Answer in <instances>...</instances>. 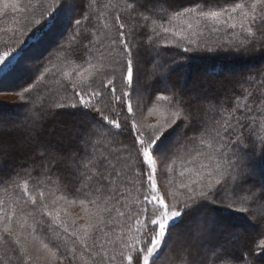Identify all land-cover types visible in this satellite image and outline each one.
Listing matches in <instances>:
<instances>
[{
    "label": "snow or ice",
    "instance_id": "6c2138e0",
    "mask_svg": "<svg viewBox=\"0 0 264 264\" xmlns=\"http://www.w3.org/2000/svg\"><path fill=\"white\" fill-rule=\"evenodd\" d=\"M94 6L95 0H90L88 11L82 8L81 18L69 20L75 25L69 42L80 45L84 60L72 71L64 72L71 91L65 86L40 111L29 109L22 121L6 126L0 117V161L13 151L36 153L42 158L43 168L56 176L53 184L63 180L66 187H74L76 198L69 200L62 195L59 199L78 201L86 213L85 223L78 225L75 219H63L60 210L45 201L43 190L39 191L38 200L35 187L30 191L28 180L18 183L11 179V186L23 195L15 202L19 208L5 210L0 201V258L6 264H33L34 258L29 254L31 236L33 241L40 237V245L55 264H76L77 260L82 264H161L173 235L179 232L184 264H254L264 257V238L240 255L230 250L232 233L226 228L224 242L209 246L205 241L224 227L215 215L219 208L247 213L254 219L255 209H264V185L258 193L244 188L246 177L251 174L245 149H258L264 156V124L261 128L256 125L257 113L264 112V100L249 102L253 93L247 88L243 103L239 96L235 100L217 98L208 86L193 94L194 99H199L188 107L183 95L166 88L168 95L156 96L157 101L166 102V114L161 123L149 125L147 133L137 125L133 112L134 104L145 103L137 87L141 50L158 56L157 37L161 32L171 33L176 38L175 47L185 53L194 50L189 45L201 47L190 36H204L206 32H223L227 37L218 38L215 46L205 44L204 50L209 53L218 49L238 55L253 50L264 52V0H226L222 4L195 0L187 7L177 6L175 0H123L122 5L114 6L118 11L111 24L105 23L102 16L97 17L104 28L115 29V35L101 33L103 39L97 35L98 27L85 25ZM73 7L74 0H65L59 11H71ZM9 8L14 13L27 10L19 0H5L0 11ZM120 12L125 15L122 17ZM180 18H187L186 30L165 27V21L171 23ZM22 51L8 48L0 52V65L10 68ZM248 79L253 81L255 77ZM28 92L31 87H24L19 93L21 100L30 99L25 97ZM68 109L79 113L63 111ZM125 110L127 115L122 118ZM76 114L87 117L83 128L57 131L44 127L43 121L49 116ZM178 122L179 129H188L193 135L184 133L185 142L172 145L169 130L175 132ZM126 128L131 144L119 139ZM46 136H54L55 142ZM174 149L189 155V164L199 166L195 178L181 185L183 192L170 193L169 204L158 191L157 157L167 160ZM60 167L65 171L61 172ZM5 179L9 178H0V182ZM133 193L135 198L125 204ZM56 202L53 200L52 205ZM128 221H134V231L133 225L127 224L126 239L123 228L120 235L108 238L115 231L114 223ZM257 222L264 237V212Z\"/></svg>",
    "mask_w": 264,
    "mask_h": 264
},
{
    "label": "trees",
    "instance_id": "16d2710c",
    "mask_svg": "<svg viewBox=\"0 0 264 264\" xmlns=\"http://www.w3.org/2000/svg\"><path fill=\"white\" fill-rule=\"evenodd\" d=\"M52 1L54 0H19L21 7L27 9L25 12H8L0 14V52L8 48H15L17 51L23 49L20 56L17 57V61L14 62L10 68H4L3 65H0V94L3 92L6 93L7 91L5 88L14 85L10 84V82H12V75L17 76L18 73H22L19 67L22 59L38 43L37 40L44 38V33H46L45 26L48 19L58 18V14L54 13V9L57 6L54 8ZM89 2L90 0H83V2L78 0L73 17L81 18L82 8L87 12V4ZM175 2L177 6L187 7L193 4L195 0H175ZM205 2L222 4L225 3L226 0H205ZM122 3L123 0H95V6L90 13L91 18L89 21L85 22V25L88 28L94 26L98 27V36L106 32L115 35V29L111 27L104 28L97 17L102 16L105 23L111 24L114 15L118 11L117 7L114 6L122 5ZM120 15L123 17L125 13L120 12ZM186 19L187 18L176 19L171 21V23L165 21L164 24L165 27H171L178 31L186 30L184 22ZM36 20H39L40 23H35ZM65 27L67 32L65 31L60 37L57 36L56 40L50 43L44 52H40L37 55L35 69L29 76L27 75V80L22 81L16 88H11L9 91L11 93H17L20 98L19 93L23 91V88L31 87V92L25 93V97H30V99L21 100L20 98L21 101L18 105L9 107L0 105V112L4 116H10L8 120H4L7 125L10 122L22 121L24 117L28 115L29 109L40 111L50 98L56 92L62 91L65 86L68 87L69 92L71 91L69 78L64 76V72L72 71L74 67L83 64V49L78 43L73 41L70 44L69 42V38L75 30L74 21L71 24L65 23ZM13 33H15V37H13ZM221 37L227 38L224 37L223 32L216 35H210L206 32L204 36H190V39L200 42L201 47L196 48L195 45H189V47L194 50L185 53L182 48L175 47L174 41L176 38L173 37L171 33L161 32L160 37H157L159 40V47L157 49L159 55L157 56L153 52L141 50V56L139 58L140 66L141 64L143 65V70H140V83L137 87L142 94H145V104L149 107H157L166 110V102L157 101L156 96L161 94L168 95L169 93L165 92L164 89L169 88L183 95L187 102L186 106L192 107L196 103L195 100L199 99L198 96L194 99L193 94L201 92L208 86H211V94L217 98L231 97L232 100H235V98L239 96L240 102L243 103L244 89L247 88L253 93L252 96L248 97L249 102L256 101L258 103L260 100H264V52L253 50L247 53L257 55L253 58L256 59L255 61L246 64L238 60L240 55L242 58L248 59L245 58L246 55L244 54L238 55L235 52L222 51L219 49L213 53L204 50L205 44L215 46L216 41ZM101 39H103L102 36ZM34 40L37 41V43ZM4 41H7V44H5ZM17 41H22L23 43H18ZM232 65H234L235 68H240V73L236 75V77L233 76L229 80L223 77H218L217 79L213 78L216 77L215 75H218V73L229 70L228 68H231ZM245 66H250V69L244 71L243 68ZM193 67L195 71H193ZM48 69H50V71H48ZM147 70H149L148 78L150 83L149 86L144 88L141 85V80ZM152 70L156 72V75L152 73ZM203 73H208L212 78L210 77V79H208L209 81H204L202 78ZM41 76H43L42 80L40 78ZM249 77H255V80L249 81ZM162 78L165 79L166 83L163 84L160 82ZM191 82L194 84V87L189 89L187 87L192 85ZM220 85L222 86L219 87ZM229 103H231V101H229ZM201 107H203V105H201ZM63 111L79 113V110L68 109ZM125 115H127L126 110L121 113V117L123 118ZM201 115H203V113H201ZM257 117L256 125L258 128H261V125L264 124V112H258ZM86 122L87 117L80 114L60 117L49 116L43 121L46 130L54 128L57 131L61 128H83ZM179 123L180 122H178L177 126H174L177 128L175 132L169 130L172 132V135L169 136V141L172 140V145L185 142L183 139L184 133H187L188 136L193 135L188 129H179ZM124 131L125 135L119 137V139L123 140L125 143L131 144V137L127 135L128 129L126 128ZM261 133L264 134V128L261 129ZM9 135L14 136L15 134ZM45 138L52 139L55 142L54 136H46ZM245 151L249 154L248 163L250 165V171L254 170L258 175V179L248 175L246 177L247 183L244 184V188L255 189L258 193L260 189V186L257 184L258 180H260V182L262 181L264 184V156L260 154L258 149L255 152L252 148L245 149ZM189 159H191V157L182 150L174 149L170 158L165 160L166 170H164L161 179L162 182L168 186V192H183L184 189L181 185L195 178L194 172L199 165L198 163L189 164ZM41 160L42 158L34 152L20 150L13 151L7 158L0 161V178H9L0 182V201H3L5 210H10L13 206L19 208L20 205H16L15 202L23 195L19 189L11 186L10 180L15 179L18 183H23L26 179L29 182L30 191L35 187L34 194L37 195L38 200V193L40 190H43L45 193V201L51 207L58 208L63 219L72 220L68 211L71 206L81 208L78 216L85 217V210L78 201L77 203H70L64 199H59L62 195H67L69 200L76 198L73 196L75 191L74 187L71 185L66 187L63 180L58 184H53L52 180H55L56 176L43 168ZM169 166H171V171H169ZM60 171L64 172L65 170L63 167H60ZM17 173L19 175H17ZM49 176H51V180ZM157 181H159L158 177ZM166 181L168 182L167 184ZM159 191L163 196V191L160 189ZM134 198L135 193H133L132 197L128 200H125L124 203L130 204ZM177 199H182V197L178 196ZM53 200L57 201L55 205H52ZM261 212H264V209H260L259 207L255 209L256 218L252 219L247 213H237L235 211L225 210L222 207L219 208V211L215 215L219 217L220 223L224 227H222L221 230L217 229L214 235L207 239L205 243L209 246L215 243H222L226 238L227 232H230L232 233V243L229 245L230 250L237 255L241 253L246 254L247 249L254 247L256 242L264 238L261 235V227L257 222ZM28 219L29 223H31V218L29 217ZM120 219L121 218L117 217V220ZM127 224H132L134 231V221L120 224L114 223L112 227L115 231L112 232L108 238L114 239L121 234V229L123 228L126 239L128 231ZM175 236H178V238L181 237L179 232L175 233ZM28 239L31 243L38 244L40 248L44 250L40 245V237H37L35 241H33L31 236ZM180 241L181 242H176L169 246V249L165 251V256H169V258L166 259L169 260H165L164 256L161 264H184L185 257L181 252V246L183 244L182 237ZM0 257H2V253H0ZM76 262L77 264H82L80 260ZM0 264H6V260L0 258ZM33 264L39 263L34 259ZM65 264H68V262L65 261ZM254 264H264V257L259 258Z\"/></svg>",
    "mask_w": 264,
    "mask_h": 264
},
{
    "label": "rangeland",
    "instance_id": "374dc122",
    "mask_svg": "<svg viewBox=\"0 0 264 264\" xmlns=\"http://www.w3.org/2000/svg\"><path fill=\"white\" fill-rule=\"evenodd\" d=\"M9 3L12 2V0H8ZM65 2V0H54L52 1V4L55 6H57L54 9V13L58 14V18H50L48 19V21L46 22V26H45V32L44 33V38L35 41L37 44L33 47V49L27 53V55L22 59L20 70H21V74L18 73L17 76H11L12 78V82H10V84H14L10 87L5 88L6 93H1L0 94V105L4 106V107H9V106H13V105H18L19 102L21 101L18 94L17 93H11L9 92L10 89L12 88H16L18 86V84H20L22 81L27 80V75L29 76L32 71L35 69L34 67L36 66V61H37V55L40 52H44L48 45H50V43L54 42V40H56L57 36L60 37L66 30L65 27V23H69V20L71 17H73V15L75 14V10L78 4V0H74V7L71 9V11H69L68 9H64L63 11H59L61 5ZM69 3H73V0H68ZM5 3V0H0V9L3 8V5ZM14 13L11 11V9H7L6 11H0V14H4V13ZM18 13V12H17ZM53 13V14H54ZM54 14V15H55ZM257 54H246L245 58L248 59H244V57L242 58L241 55L238 57L241 63H250L252 61H255L256 59H253L254 57H256ZM151 56V55H150ZM234 58H236L235 56H233ZM258 57V56H257ZM140 63V60H139ZM229 70H224L220 73H218V75H215L216 77H213L214 79H217L218 77H223L225 79H231L233 76L236 77V75H238L240 73V68L238 67H234V65L231 66V68H228ZM250 69V66H245L243 68V70H248ZM140 70H143V65L141 64L140 66ZM151 71V70H150ZM151 73V72H150ZM152 73L154 75H156V72L154 70H152ZM148 74H149V70L146 71L143 79L141 80L142 82V86L145 88L147 86H149V78H148ZM75 75V74H74ZM26 76V77H25ZM21 77V78H20ZM211 75H209L208 73H203L202 78L204 81H209L208 79H210ZM212 78V77H211ZM23 79V80H21ZM21 80V81H20ZM160 82H162L163 84L166 83L165 79L162 78V80L160 79ZM192 83V82H191ZM190 83V84H191ZM183 84V81H182ZM222 85H220L219 87H221ZM192 87H194V84L192 83V85H190L189 89H191ZM218 87V88H219ZM182 88V87H181ZM142 94V93H141ZM206 94V93H205ZM145 97V94H142ZM145 100V99H144ZM192 100V99H191ZM198 100V99H197ZM195 100V102L197 101ZM133 116L137 121V125L138 126H143V130H145V132L147 133V131H149L150 129L148 128L149 125H155L158 123H161L163 120V116L166 114V110L162 109V108H157V107H149L147 106V104L143 103L140 106H136L134 104V112H133ZM0 117H3L4 120H8V118H10V116H4L1 112H0ZM5 124L7 125V123L5 122ZM171 130V129H170ZM170 143L172 142L169 141ZM168 166V165H167ZM1 170V168H0ZM164 170H166V164H165V160L161 159L160 157H157V177L159 178V181H157V185H158V191L159 189L163 191V196L166 200L167 203L171 204L172 203V196L170 195L171 192L167 191L168 186H166L163 182H162V174L164 173ZM163 171V172H162ZM251 172V176L257 178V174L256 172L253 170L250 171ZM168 182L166 181V184ZM259 186L264 185L263 182L260 180H258L257 183ZM180 185V184H178ZM169 190V189H168ZM160 192V191H159ZM178 198V197H177ZM81 210V208L78 207H74L71 206L68 211L71 215V219L73 220V218L75 219L76 217V222L78 225H82L85 223V219L83 218V216L79 217V211ZM253 219V218H252ZM251 219V221H252ZM220 230L222 228H219ZM180 238H178V236H175V234L173 235V241L171 244L176 243V242H181ZM30 241V240H29ZM170 244V246H171ZM29 254L31 256H33V258L39 263V264H55L54 261L51 260V257L49 256V254L45 251L42 250L40 248V246L38 244H34L31 243L29 244ZM169 258L168 255L165 256V260H169L166 259ZM77 264V262H76Z\"/></svg>",
    "mask_w": 264,
    "mask_h": 264
},
{
    "label": "bare ground",
    "instance_id": "6f19581e",
    "mask_svg": "<svg viewBox=\"0 0 264 264\" xmlns=\"http://www.w3.org/2000/svg\"><path fill=\"white\" fill-rule=\"evenodd\" d=\"M193 71H195L194 67H193ZM21 81V80H20Z\"/></svg>",
    "mask_w": 264,
    "mask_h": 264
}]
</instances>
